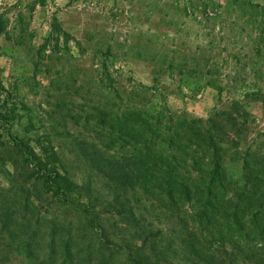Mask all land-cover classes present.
Listing matches in <instances>:
<instances>
[{"label": "rangeland", "instance_id": "rangeland-1", "mask_svg": "<svg viewBox=\"0 0 264 264\" xmlns=\"http://www.w3.org/2000/svg\"><path fill=\"white\" fill-rule=\"evenodd\" d=\"M0 264H264V0H0Z\"/></svg>", "mask_w": 264, "mask_h": 264}, {"label": "trees", "instance_id": "trees-1", "mask_svg": "<svg viewBox=\"0 0 264 264\" xmlns=\"http://www.w3.org/2000/svg\"><path fill=\"white\" fill-rule=\"evenodd\" d=\"M189 190H190V192H191V188L188 187V186H187V187L185 186V187L183 188V192H184V194H187V193L189 192ZM55 193L58 194V195H60V196L62 195V192H61V191L59 192L58 190H56Z\"/></svg>", "mask_w": 264, "mask_h": 264}, {"label": "crops", "instance_id": "crops-1", "mask_svg": "<svg viewBox=\"0 0 264 264\" xmlns=\"http://www.w3.org/2000/svg\"><path fill=\"white\" fill-rule=\"evenodd\" d=\"M68 9H70V6L68 7Z\"/></svg>", "mask_w": 264, "mask_h": 264}]
</instances>
